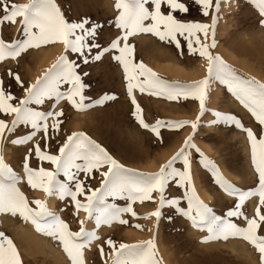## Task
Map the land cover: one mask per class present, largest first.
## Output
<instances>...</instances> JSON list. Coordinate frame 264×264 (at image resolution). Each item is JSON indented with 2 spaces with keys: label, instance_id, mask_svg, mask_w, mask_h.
<instances>
[{
  "label": "rangeland",
  "instance_id": "374dc122",
  "mask_svg": "<svg viewBox=\"0 0 264 264\" xmlns=\"http://www.w3.org/2000/svg\"><path fill=\"white\" fill-rule=\"evenodd\" d=\"M10 2L27 4L29 0H10ZM182 2L189 4L191 9L189 14H178V18L183 21L211 25L212 15L217 16L216 47L209 49L213 55H219L239 77L254 78L264 83V24L261 23L264 16H261L258 6L252 3V0H221L219 12L210 11L207 17L203 16L190 0H182ZM115 3L116 0H57V4L69 20L79 21L88 18L92 22L101 24L103 28L99 32L98 40L104 47L121 35V31L114 27L115 18L119 14ZM148 7L151 8V5ZM162 10L165 13L168 11L164 6ZM0 38L8 43L22 38L19 18L15 24L5 23L0 26ZM179 39L183 55L174 44L160 41L150 33L129 37V43L134 45V60L142 61L162 80L170 84H192L204 79L207 76V60L198 54L189 55L186 41L183 38ZM201 39L203 40V36ZM211 40L210 29L207 42L211 43ZM61 55H68L70 60L75 59V54L65 52L63 44L52 43L29 49L16 59L7 58L0 62V79H3L4 87L16 97L13 103L23 99L27 87L36 83ZM167 61L179 64L185 69L184 72L176 75L163 71L161 64ZM78 71L88 73L87 76H83V81L87 85L84 95L88 98L85 103L98 100L105 94L114 95L116 98L85 111H77L67 100H61L59 104H55L54 100H46L44 105H30L39 111L47 112L53 110L55 104V111L63 110V116L59 117L62 121L60 131L50 132L52 138L48 141L49 146L46 150L51 154H58L60 144L73 132H83L126 168L150 174L158 172L191 136V142L195 145L194 148L188 149L192 183L200 200L211 207L215 214L225 216L227 210L235 204L236 197L228 195L216 184L212 172L203 166L202 160L213 162L224 179L241 191H248L258 186V174L252 164L251 146L247 134L234 124L225 123L215 113L237 117L244 127L251 128L258 138L262 130L251 113L240 104L226 85L215 80L211 82L205 102L206 111L200 116L195 132L190 124L179 129L162 127L158 138L149 129L141 127L133 116L134 105L127 93L123 68L112 59V54H106L101 61L83 65ZM9 72L20 76L23 87L9 76ZM67 87L62 85L61 90L64 91ZM133 95L142 109L145 122L149 125H154L157 120L196 121L197 116L200 115L199 102L191 98L169 100L163 96L142 94L138 89H134ZM0 119H5L11 125L14 116L0 114ZM48 123L52 124L51 119ZM30 131V127L20 125L16 134H5L2 145L5 163L17 174L20 180L17 187L28 199L30 207L36 208L32 203L34 200L45 201L49 211L67 222L70 230L79 231L80 221H83L87 231L97 232L99 239L94 240L84 249L85 264H112V249L106 243L108 239L113 240L117 246L120 243L139 244L154 239L156 259L161 264H260L259 253L247 241L231 236L228 239L205 241L209 236L207 229L193 226L190 219L180 215L173 207L165 206L161 209L162 215L157 222V218L149 214L159 207L158 193H153L154 200H145L143 203L137 200L132 204L136 216L122 213L120 219L126 220V224L113 221L110 225L102 224L96 228L95 220L89 219L87 213L83 210L76 212L70 198L60 200L55 194L49 196L44 191L32 189L27 184L23 170L24 158L36 143L40 144L42 150L45 149L43 132L37 133L27 144H12L11 140ZM29 164L33 168L42 166L47 170H54L53 165L46 161L39 162L34 154ZM174 166L183 170L181 161H177ZM94 177L87 181V185L93 189L99 188L101 177L98 173H94ZM80 178H84L83 173ZM58 179L65 178L61 174ZM184 191L185 188L170 183L165 195L169 199L179 198L180 207L186 209ZM52 198L55 200L54 207L49 205ZM78 198L85 202L83 197ZM107 202L114 203L118 207H125L129 203L127 200L112 197H108ZM258 203V196L249 198L243 208L245 215L249 218L253 217ZM233 219L239 226H245L242 219ZM135 225L141 227L137 228ZM21 226L35 229L30 220L25 221L19 214L13 216L10 213H0V232L13 241L22 264H71L59 241L42 233L41 236L47 237L50 243L55 244L53 246L59 251V256L51 254L50 251L32 249L21 234L23 232ZM25 228L23 229L26 230ZM260 234L264 235V229ZM101 247L105 253L103 257L100 254Z\"/></svg>",
  "mask_w": 264,
  "mask_h": 264
},
{
  "label": "snow or ice",
  "instance_id": "6c2138e0",
  "mask_svg": "<svg viewBox=\"0 0 264 264\" xmlns=\"http://www.w3.org/2000/svg\"><path fill=\"white\" fill-rule=\"evenodd\" d=\"M198 7L205 17L210 11L218 13L221 0H190ZM264 16V0H252ZM151 5V8L148 7ZM162 6L168 9L167 13ZM115 8L119 14L115 18L114 27L121 31V35L113 39L107 47L99 43V32L103 26L92 22L88 18L72 21L66 18L64 12L57 4V0H29L27 4H16L10 0H0V26L5 23L15 24L19 18L22 38L6 42L0 38V62L7 58L16 59L22 53L32 48L61 43L65 52L75 54V59L70 60L68 55H61L56 63L36 83L27 87L26 95L18 103H13L16 97L4 87L0 79V114L12 115L14 119L9 125L5 119H0V213H10L19 216L25 221H31L36 231L59 241L71 261V264H85L84 249L89 247L99 236L96 231H87L84 222L80 221L79 231H72L69 224L60 216L55 215L46 206L45 201L34 200L36 208L30 207L29 201L17 184L20 182L17 174L5 163L2 145L5 134L14 135L18 126L30 127L31 131L23 136L11 140L12 144H27L39 132H43L42 139L45 149L36 143L28 150L24 158L23 170L27 184L32 189H40L49 196L56 195L58 199L70 198L76 212L83 210L89 219H94L96 228L102 224L110 225L113 221L126 224L120 219L122 213H131L132 204L137 200H154L153 193L159 194V207L150 213L157 222L161 218L165 206L173 207L182 216L192 221L193 226L206 228L209 239H228L231 237L242 238L252 245L260 256V264H264V83L253 79H243L235 74L230 66L219 56L213 55L210 48L216 47L215 25L217 16L212 15V24L200 22H186L178 18V14L190 13V6L182 0H116ZM147 22V23H146ZM112 23V22H110ZM264 24V20L261 21ZM211 29L212 40L208 43ZM145 33L152 34L174 44L183 55L181 40L186 41L189 55L198 54L207 60V76L192 84L168 83L162 80L155 72L134 60V45L129 43V37ZM203 36V40L201 39ZM106 54H112V59L123 68L127 81V93L134 105L133 116L139 125L152 131L160 138V128L179 129L190 124L193 132L198 127L200 116L206 111L205 102L213 80L226 85L233 96L243 105L261 127L262 134L257 137L251 128H245L241 121L233 115L215 113L225 123L234 124L247 134L251 146L252 164L258 174V186L248 191H241L228 182L220 174L215 164L208 160L201 163L212 172L216 184L225 193L236 197L233 207L229 208L225 216L215 214L213 209L200 200L192 183L191 163L188 149L194 148L192 137H188L184 146L156 173H139L126 168L114 159L108 151L95 140L83 132H73L60 144L58 154H51L46 149L48 141L52 138L50 132L58 133L62 121L63 110L55 111V104L67 100L77 111H85L97 105H103L108 100H114V95L105 94L98 100L85 103L88 98L84 95L87 85L78 69L83 65L101 61ZM16 83L23 87L19 75L9 72ZM67 85L62 91L61 86ZM134 89L140 93L163 96L169 100L191 98L199 102L200 115L196 121H161L154 125L145 122L142 109L133 95ZM46 100H54L53 110L39 111L30 105H44ZM51 119L52 124L48 121ZM197 151H199L197 149ZM35 155L39 162H49L54 166L50 171L44 167L33 168L29 164L30 158ZM202 155V154H201ZM181 161L183 170L175 167ZM81 173L84 178L81 179ZM94 173L101 177L100 187L91 188L87 185L93 179ZM63 175L64 180L58 179ZM170 183L177 187L185 188L183 198L187 201V208L180 207L179 198L169 199L165 193ZM253 196L259 197V203L253 217L249 218L243 211L245 202ZM78 197H83L82 202ZM119 198L129 201L127 206L118 207L108 203L107 198ZM148 218V217H145ZM242 219L245 226H239L234 219ZM139 228L140 225H135ZM112 249V264H161L156 259L155 240L139 244L120 243L118 246L111 239L106 241ZM100 254L105 255L103 247ZM0 264H22L20 254L13 243L3 232H0Z\"/></svg>",
  "mask_w": 264,
  "mask_h": 264
},
{
  "label": "bare ground",
  "instance_id": "6f19581e",
  "mask_svg": "<svg viewBox=\"0 0 264 264\" xmlns=\"http://www.w3.org/2000/svg\"><path fill=\"white\" fill-rule=\"evenodd\" d=\"M161 68L163 71L172 72L176 75L184 72V70H185L183 67L179 66V64L178 65L175 63L173 64V63H170V61H167L166 63H162ZM54 202H55V200H53V198H52V201H51L52 204L51 203L49 204L50 207H51V205L53 206V204H55ZM21 228L23 230V232L21 234H22L24 240L27 242V244L30 245V247L32 249L35 250V248H36L37 250L42 251V252L43 251L44 252L50 251L51 254L53 253L55 256H57V255L59 256V254H60L59 251L55 248V246H53L55 244L50 243L49 240H47V237L41 236L40 232L36 231V229H34L32 227H30V228L28 227L29 228V229L27 228L28 230L22 226H21ZM23 228H25L26 230H24ZM48 254H49V252H48Z\"/></svg>",
  "mask_w": 264,
  "mask_h": 264
}]
</instances>
